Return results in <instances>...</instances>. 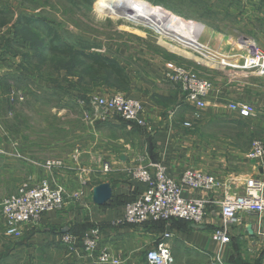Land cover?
I'll use <instances>...</instances> for the list:
<instances>
[{"label": "crops", "instance_id": "obj_1", "mask_svg": "<svg viewBox=\"0 0 264 264\" xmlns=\"http://www.w3.org/2000/svg\"><path fill=\"white\" fill-rule=\"evenodd\" d=\"M221 13L225 17L233 16L234 31L243 26L242 29L249 30L246 37L250 36L264 48V0H225ZM1 35L2 32L0 52ZM229 45L215 60L189 56L191 67L214 85L199 119L192 118L193 107L163 75L166 67L178 63L176 53L163 50L158 42L152 48L139 42L119 48L118 54L105 55L120 67L125 82L113 78V85L103 82L94 91L138 98L151 130L113 112L83 105L80 107L83 115L84 110L91 113L89 119L85 118L87 129L73 139L70 147L60 140L51 141L48 127L40 138L31 135L24 140L2 131L8 125L7 109L12 114L14 108L6 105L7 82L16 77L20 68L17 57L0 55V210L2 200L22 183L35 184L47 178L63 186L66 192V204L61 210L45 212L39 220L26 224L17 239L5 236L0 211V264H95L80 247L72 253L61 241L64 233L94 230L98 248L107 249L119 258L120 264H144L146 251L161 241L169 246L174 264H210L217 255L227 264H235L236 259L243 264H264V236L258 233L255 214H239V221L229 227V242L221 244L212 238L213 230L222 224L216 201L224 195L240 194L247 178L264 180V156L252 160L246 155L254 134L264 143V76L238 67L243 62L245 48L237 46L235 41ZM14 89L10 88V99H23L21 91L17 92L18 97L12 95ZM229 101L251 104L254 111L250 116H239L229 111ZM44 106L48 115L51 107ZM64 110L58 106L57 115ZM188 120L192 122L189 128L183 126ZM51 152L63 165L49 171L39 162L54 158ZM157 161L164 162L168 175L177 180L188 168L217 178L218 185L208 191L183 189L187 198L202 197L210 201L200 224L185 219L140 225L120 221L125 203L144 190V184L132 178L131 170L139 164ZM103 182L109 183L112 196L107 203L97 205L92 201V190ZM165 233L170 236L164 237Z\"/></svg>", "mask_w": 264, "mask_h": 264}, {"label": "rangeland", "instance_id": "obj_2", "mask_svg": "<svg viewBox=\"0 0 264 264\" xmlns=\"http://www.w3.org/2000/svg\"><path fill=\"white\" fill-rule=\"evenodd\" d=\"M132 1L147 4L150 9L162 10L187 26L203 29L206 36H212V41L207 42L210 49L201 51L156 26L119 13L115 9L117 0H0V32L3 39L0 55L17 57L20 68L16 77L7 82L6 105H13L14 108L12 114L8 109L5 113L8 125L2 128L3 132L24 140L31 135L40 138L48 127L51 141L60 140L68 147L72 146L73 139L87 129L80 107L88 101V97L98 93L94 88L103 83L101 76L93 77L87 54H118L121 47L144 42L152 48L154 42H158L163 50L176 53L178 58L175 60L179 64L196 71L189 64V56L215 60L231 42L244 46L241 39L232 37L248 36L249 30L242 29L241 25L236 27L237 32L234 31L236 25L232 15L225 17L221 13L225 0ZM28 19L31 24H26ZM219 33L233 36L225 38ZM219 44L222 46L218 47ZM54 46H57L55 50ZM107 85H113L112 81ZM11 87L16 91L12 94L14 97H18L17 92L21 91L24 98L11 100ZM42 104L50 105L48 115ZM58 106L65 109L60 116L57 115ZM254 137L259 139L255 134ZM51 156L55 157L52 152Z\"/></svg>", "mask_w": 264, "mask_h": 264}, {"label": "built area", "instance_id": "obj_3", "mask_svg": "<svg viewBox=\"0 0 264 264\" xmlns=\"http://www.w3.org/2000/svg\"><path fill=\"white\" fill-rule=\"evenodd\" d=\"M240 41V40H239ZM245 53L242 64L237 65L244 69L253 70L264 76V48L258 46L254 40L242 37ZM164 77L176 85L183 100L193 107L192 118H201L206 107V98L213 89V82L200 75L197 71L182 64L174 63L163 70ZM86 106L110 111L122 119L134 123L147 131L151 130L143 115V103L136 97L122 93L98 94L88 97ZM227 107L230 112L239 116H250L254 109L245 102L229 101ZM86 119L90 118L89 110H84ZM191 121L183 122L184 127H191ZM247 157L259 160L264 156V143L255 139ZM39 165L45 170L61 167L60 158H48ZM107 170L108 166H104ZM133 179L144 184V190L132 201L125 203L124 213L120 220L126 224L140 225L152 221L167 222L171 219H185L200 224L206 213V206L210 202L207 198L183 196L185 187L201 190H211L218 185L217 178L201 170L188 168L177 180L167 173L164 162L157 161L149 164H139L131 170ZM77 196V194H75ZM66 192L63 186L51 179L43 178L38 183H22L17 190L6 196L1 202V214L4 218V233L9 238H18L23 227L40 219L43 213L61 210L66 204ZM222 224L212 232V238L221 244L230 241V225L239 221L242 212L257 216L258 233L264 236V180L261 177L247 178L240 194L224 195L217 200ZM165 233L164 237H169ZM61 241L69 252H76L80 247L83 254L91 258L95 264H120L121 261L105 248H98L96 231L77 235L71 232L64 233ZM144 264H174V258L169 246L159 242L148 249ZM210 264H227L218 255Z\"/></svg>", "mask_w": 264, "mask_h": 264}, {"label": "bare ground", "instance_id": "obj_4", "mask_svg": "<svg viewBox=\"0 0 264 264\" xmlns=\"http://www.w3.org/2000/svg\"><path fill=\"white\" fill-rule=\"evenodd\" d=\"M115 9L123 15L131 16L145 24L156 26L157 29L168 33L178 40L193 44L201 51L210 49V45L207 42L212 41L210 39L212 37L211 34L206 36L203 29L187 26L162 10L150 9L147 4H138L132 0H117ZM212 44L214 45L215 42L213 41Z\"/></svg>", "mask_w": 264, "mask_h": 264}, {"label": "trees", "instance_id": "obj_5", "mask_svg": "<svg viewBox=\"0 0 264 264\" xmlns=\"http://www.w3.org/2000/svg\"><path fill=\"white\" fill-rule=\"evenodd\" d=\"M148 1L151 3H154L151 0H148ZM31 22L32 21L30 19L26 20V24H31ZM56 48L57 46L53 47L54 50ZM86 56L91 63L90 69L93 72V77L101 76L100 78H103V81L101 82H109V81H112L113 78H116L119 82H125V77L122 73V70L120 69V67L117 65V63L114 60L110 59L109 57L105 55H101V54L93 53V54H87ZM132 200H129V201H132ZM77 235L80 236L82 234H77Z\"/></svg>", "mask_w": 264, "mask_h": 264}, {"label": "water", "instance_id": "obj_6", "mask_svg": "<svg viewBox=\"0 0 264 264\" xmlns=\"http://www.w3.org/2000/svg\"><path fill=\"white\" fill-rule=\"evenodd\" d=\"M112 196V189L107 182L100 183L93 187L92 190V201L97 205H103L107 203ZM235 264H243L240 260L236 259ZM256 264H259L257 262Z\"/></svg>", "mask_w": 264, "mask_h": 264}]
</instances>
